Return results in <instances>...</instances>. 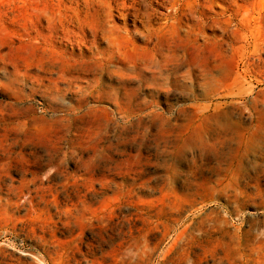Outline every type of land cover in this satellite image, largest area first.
I'll use <instances>...</instances> for the list:
<instances>
[{
  "label": "rangeland",
  "instance_id": "374dc122",
  "mask_svg": "<svg viewBox=\"0 0 264 264\" xmlns=\"http://www.w3.org/2000/svg\"><path fill=\"white\" fill-rule=\"evenodd\" d=\"M258 1L208 4L197 38L114 11L112 49L0 0V264H264Z\"/></svg>",
  "mask_w": 264,
  "mask_h": 264
},
{
  "label": "bare ground",
  "instance_id": "6f19581e",
  "mask_svg": "<svg viewBox=\"0 0 264 264\" xmlns=\"http://www.w3.org/2000/svg\"><path fill=\"white\" fill-rule=\"evenodd\" d=\"M55 5L53 16L48 18V25L52 22L57 24H67L75 29L80 40H84L85 34L91 37V45H95L100 38L108 41L107 48H119L120 36L114 34V26L111 24L114 15L117 12V17L126 20L138 19L143 23L145 33L153 31L150 26L153 21L163 17L166 21H180L184 19H193L194 24L188 27V33L199 36L201 29L213 21V18L204 14L201 9H204L208 4H212L215 0H190V3L197 7L195 11L183 7V0H163L169 5L165 13H161L152 7V0H51ZM230 1L234 0H220ZM261 12L264 13V0H259ZM225 12L228 25L247 27L254 20V9H244L240 12L239 7L234 3L230 4ZM240 13L241 18L238 19ZM259 14V13H258ZM257 16V15H256ZM90 20L89 22H86ZM214 25V24H213ZM187 28V27H186ZM187 30V29H186ZM252 33V31L250 30ZM227 32H225L226 34ZM197 38V37H196ZM262 49L261 44L255 43L253 48L254 55H259Z\"/></svg>",
  "mask_w": 264,
  "mask_h": 264
}]
</instances>
